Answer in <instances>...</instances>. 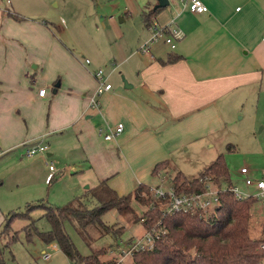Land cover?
<instances>
[{
	"label": "crops",
	"instance_id": "1",
	"mask_svg": "<svg viewBox=\"0 0 264 264\" xmlns=\"http://www.w3.org/2000/svg\"><path fill=\"white\" fill-rule=\"evenodd\" d=\"M129 1L121 20L131 21L130 27L115 31L103 23L110 45L96 56L109 66L113 87L100 96V108L87 107L97 86L95 59H83L85 65L49 19H17L13 14L18 12L0 5V160L26 156L25 165L46 171L48 179L45 152L58 155L62 146L70 155L77 152L66 166L83 185L91 180L89 187H95L108 179L126 193L150 175L155 179L149 185L160 182L165 168L155 171L159 162L171 163L179 147L189 148L221 130L231 103L257 94L261 99L264 0H203L209 6L205 12L174 0L153 21L177 25L184 36L175 48L159 40L150 51L139 48L152 34L153 22L147 23L145 14L157 0ZM174 55L180 57L169 61ZM119 66L131 85L115 72ZM43 86L46 92L40 94ZM119 121L125 127L117 136L106 139L100 133V127ZM39 141L48 149L29 155L27 149Z\"/></svg>",
	"mask_w": 264,
	"mask_h": 264
},
{
	"label": "rangeland",
	"instance_id": "2",
	"mask_svg": "<svg viewBox=\"0 0 264 264\" xmlns=\"http://www.w3.org/2000/svg\"><path fill=\"white\" fill-rule=\"evenodd\" d=\"M128 3H130L129 0H0L1 6H9L24 18H33L41 22L49 19L53 23L52 25L55 24L58 28V31L56 28L54 29L56 34L61 36L78 53L82 62L86 57L91 61L95 59L98 68L103 67L105 71L109 70L107 68L109 66H106L96 56L102 48L110 45L108 42L109 31L104 28L103 23H107L115 31H120L122 28L127 29V26L130 27L131 21L121 20V16H127L125 8ZM139 18V16L135 17L136 22ZM58 35L57 37H59ZM129 51V49L124 50V54L118 56L117 61L128 55ZM58 63L57 61L55 65ZM83 63L86 65L85 62ZM125 64H127L126 61ZM120 67L123 66H119L115 72H118L122 79L123 77L126 78ZM37 71L39 72V69ZM38 72L36 76L39 79L40 74ZM48 90L52 91L51 86L48 87ZM257 97L258 94L256 97L254 96V99L231 103L228 111H224L225 125L221 130L201 139L196 145L190 144L189 148H186V145L179 147L174 152L171 163L162 164L157 169L160 171L165 168L167 176L164 175L167 180L164 185L172 183L171 179L178 170L184 172L189 178L199 175L206 165L222 153L229 167L231 180L246 189L243 177L239 172L241 166H249L252 173L257 175L261 173L264 167V83L261 99ZM210 141L214 142L213 146L209 145ZM229 146L233 147L229 148ZM59 150L58 155L47 156L45 152L49 162L56 167L53 170L55 175L48 179H45L46 171L43 170L42 174L41 169L38 173L35 168L29 169L31 164L25 165L26 156L23 161L20 159L13 160V157L8 155L2 157L0 160V228L2 216L4 217L11 211L26 210L30 203L44 201L51 205H65L75 197L86 194L85 191L88 188L84 186H87L91 180H85L86 183L83 185L82 180H79L74 170L68 168V165L66 166L67 162H73V154L77 152L70 151V155L68 150L62 149V146H59ZM48 168L49 166H47V171ZM154 179L155 177L150 175L147 180H139V182L148 183ZM139 182L135 185L132 184L130 191L134 190L140 184ZM228 183L229 181L224 180L221 187H227ZM157 184L159 182L155 181L150 185ZM134 205L136 213L120 214L115 208H112L102 216L103 220L109 224L123 226V234L119 239V245L122 248L127 247L126 242L131 238H137L146 231L139 216L143 214L147 206L136 200ZM42 212V206H36L30 210L34 218L39 217ZM251 214L253 235L260 237L264 218L255 202L252 204ZM27 221L21 216H15L12 221V225L21 231L19 238L12 244L13 255L9 250L5 253L7 264H75L59 246L47 244L38 235L28 237L22 228ZM39 225L45 229L48 227V222L43 218L39 221ZM68 229L81 252L90 253L92 248L87 245L71 224L68 225ZM91 230L93 247L96 249L107 248L103 255L105 258H110L112 255H116L117 258L120 256V249H113L118 243L116 244V238L112 234L101 237L100 230L95 228ZM47 252L51 253L48 258L45 257ZM125 263L134 264L133 256H127Z\"/></svg>",
	"mask_w": 264,
	"mask_h": 264
},
{
	"label": "trees",
	"instance_id": "3",
	"mask_svg": "<svg viewBox=\"0 0 264 264\" xmlns=\"http://www.w3.org/2000/svg\"><path fill=\"white\" fill-rule=\"evenodd\" d=\"M161 8L153 7L145 14L146 22H153L155 14ZM13 16L17 19L23 18L17 13ZM179 57L174 55L169 61ZM165 163L167 162H159L155 171ZM204 176H209L215 183L222 184L224 180L232 183L229 167L222 153L206 165L199 175L189 178L178 170L171 182L177 191L190 193L204 190ZM150 188L151 185L143 182L133 191L120 193L108 179H104L97 186L86 189V194L75 197L65 205H51L40 201L28 204L26 210L7 213L0 228V264H7L5 253L9 250L13 255L12 244L20 236L21 229L12 225L15 216L28 220L22 227L28 237L38 235L47 244L56 242L72 263L115 264L116 255L110 258L103 256L107 248L93 247L91 229L100 230L101 237L112 234L119 245L123 226L109 224L102 216L112 208L120 214L136 213L135 200L147 206L139 216L143 227L146 230L161 228L165 229V232L156 238L151 248L134 252V264H264V248L260 247L264 240V226L262 235L255 237L251 214V207L255 202L253 197L238 198L231 190H223L217 208L206 216L198 210L167 212L163 208L164 200L154 196ZM36 206H42L43 212L34 218L30 210ZM43 218L48 222L45 229L39 225ZM70 224L92 248L90 253L81 252L68 229ZM131 240L127 241L126 245ZM117 246L113 249L119 248L120 252L122 246Z\"/></svg>",
	"mask_w": 264,
	"mask_h": 264
},
{
	"label": "built area",
	"instance_id": "4",
	"mask_svg": "<svg viewBox=\"0 0 264 264\" xmlns=\"http://www.w3.org/2000/svg\"><path fill=\"white\" fill-rule=\"evenodd\" d=\"M185 6L195 12H205L209 10V6L203 0H184ZM152 34L144 41L139 50L150 51L151 45L155 41L163 40L165 43L175 48L177 42L184 36V31L177 25L159 24L155 21L151 23ZM87 62L91 60L86 57ZM108 72L103 67L97 68L95 71V77L97 79V86L92 94L89 95L87 107L88 108H100L101 100L100 96L107 90L113 87V83L109 81ZM46 87L40 88V94L46 92ZM125 127L124 122H117L114 126L110 124L100 127L99 131L104 135L106 139H112L120 134ZM48 149V144L39 141L35 145L27 149L29 155L37 152H45ZM50 172L48 178H52L53 170L55 166L53 163L49 164ZM239 172L243 177L246 189L242 188L239 184L232 181L228 183L225 188L221 187V184L213 182L209 176H204L202 180L205 183L204 190L193 191L190 193L184 191H177L176 187L171 183L164 185L167 177L162 176L161 181L157 185L151 186V192L154 196L164 200L163 208L167 212H188V211H201L206 216L212 214L217 208L220 202V193L223 190H231L238 198L253 197L255 203L259 206L262 217L264 218V167L259 175L253 174L249 166H241ZM167 176V175H166ZM165 229H148L145 233L137 238L131 240L127 247H124L120 251V256L117 258L115 264H126L125 259L127 256H133L134 252L140 249L151 248L155 244L156 238H158ZM261 248H264V240L260 244ZM51 256L50 252L45 253V257ZM264 262V261H263Z\"/></svg>",
	"mask_w": 264,
	"mask_h": 264
},
{
	"label": "water",
	"instance_id": "5",
	"mask_svg": "<svg viewBox=\"0 0 264 264\" xmlns=\"http://www.w3.org/2000/svg\"><path fill=\"white\" fill-rule=\"evenodd\" d=\"M174 0H157L155 5H154V8H158V7H165L167 5H171L173 3ZM123 80H124V84L125 86H129L131 84L128 83V80L123 77ZM86 187H89V184H87Z\"/></svg>",
	"mask_w": 264,
	"mask_h": 264
}]
</instances>
